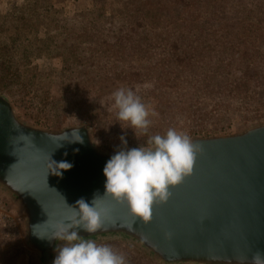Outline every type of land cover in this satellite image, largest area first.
Masks as SVG:
<instances>
[{
  "label": "rangeland",
  "instance_id": "374dc122",
  "mask_svg": "<svg viewBox=\"0 0 264 264\" xmlns=\"http://www.w3.org/2000/svg\"><path fill=\"white\" fill-rule=\"evenodd\" d=\"M121 87L157 113L147 133L118 119ZM0 93L28 123L88 126L108 152L170 128L242 132L264 122V0H0ZM91 240L163 264L126 238ZM0 264H44L2 188Z\"/></svg>",
  "mask_w": 264,
  "mask_h": 264
},
{
  "label": "water",
  "instance_id": "95a60500",
  "mask_svg": "<svg viewBox=\"0 0 264 264\" xmlns=\"http://www.w3.org/2000/svg\"><path fill=\"white\" fill-rule=\"evenodd\" d=\"M76 129L82 143L71 142ZM66 133L69 140L60 141ZM192 140L203 149L193 174L144 223L126 204L103 196V169L117 151L101 150L86 125L50 130L28 123L0 93V188L20 206L27 243L44 264H52L63 242L48 236L71 214L68 205L80 198L91 203L97 192L110 217L95 233L79 230L85 239L126 238L163 264H250L264 253V122ZM51 159L72 167L54 175Z\"/></svg>",
  "mask_w": 264,
  "mask_h": 264
},
{
  "label": "clouds",
  "instance_id": "9594fccd",
  "mask_svg": "<svg viewBox=\"0 0 264 264\" xmlns=\"http://www.w3.org/2000/svg\"><path fill=\"white\" fill-rule=\"evenodd\" d=\"M112 96L114 107L118 109V119L128 122L134 132L141 130L147 133L152 123L150 117L157 115L155 110L150 109L131 88L121 87ZM62 140H69L67 133ZM71 142L82 143L77 129L72 132ZM121 142L127 145L123 136ZM202 151L201 145L194 143L188 134L174 128L168 129L164 135L149 136L146 145L125 147L107 161L103 169L106 177L103 196L126 204L135 217L149 223L153 218L154 205L169 201L172 196L170 189L193 174L197 154ZM48 166L57 176H62L64 170L72 167L67 161L52 159ZM103 196L97 192L91 203L80 198L75 206L68 205L71 214L54 225L52 235H45L64 242L56 249L52 264H128L126 256L111 246L97 244L79 235L81 229L90 234L99 231L110 217L111 210L104 203ZM166 236L170 238L171 233H166ZM250 264H264V253H256Z\"/></svg>",
  "mask_w": 264,
  "mask_h": 264
}]
</instances>
